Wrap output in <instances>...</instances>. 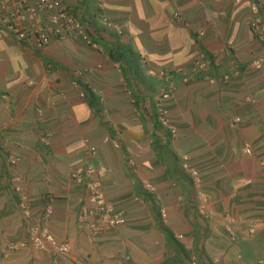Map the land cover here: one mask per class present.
<instances>
[{
    "label": "crops",
    "instance_id": "obj_1",
    "mask_svg": "<svg viewBox=\"0 0 264 264\" xmlns=\"http://www.w3.org/2000/svg\"><path fill=\"white\" fill-rule=\"evenodd\" d=\"M66 4L82 36L38 50L0 29V264H264V61L251 65L264 43L248 25L264 0ZM200 53L208 68L193 72ZM170 84L175 136L157 120ZM95 161L125 223L91 235L72 172ZM46 206L68 254L28 242Z\"/></svg>",
    "mask_w": 264,
    "mask_h": 264
},
{
    "label": "built area",
    "instance_id": "obj_2",
    "mask_svg": "<svg viewBox=\"0 0 264 264\" xmlns=\"http://www.w3.org/2000/svg\"><path fill=\"white\" fill-rule=\"evenodd\" d=\"M249 10L251 17L248 25L255 36L264 43V20L260 10L256 5H251ZM175 17L178 15L176 14ZM0 29L6 36L25 42L38 50L48 46L53 40L83 35V26L77 17L69 13L66 0H0ZM263 61L264 55L255 59L251 65L257 69ZM207 68L206 57L200 53L192 70L204 72ZM188 79L183 78V82L186 83ZM175 89L176 85L170 84L157 101L158 121L162 127L169 130L172 136H175L176 130L170 124L167 102ZM104 140L107 141L108 138ZM88 155L92 160H97L96 147L90 146ZM17 162V158H12L9 163L14 167ZM183 168L193 177H197V172L190 168L187 158H184ZM106 173L107 170L102 168L98 161H95V164L78 167L72 172V180L84 187L91 204L90 208H84L81 211L84 228L91 235L102 234L125 223L122 212L106 201L98 181L94 180L96 174L103 176ZM9 184L20 195L18 209L22 212L23 218L27 221L32 219L31 202L24 194L18 177L12 176ZM51 216L52 210L46 206L37 224L30 227L28 242L39 251H50L54 255L68 254L69 244L56 239L46 229ZM162 216H165L164 212Z\"/></svg>",
    "mask_w": 264,
    "mask_h": 264
},
{
    "label": "rangeland",
    "instance_id": "obj_3",
    "mask_svg": "<svg viewBox=\"0 0 264 264\" xmlns=\"http://www.w3.org/2000/svg\"><path fill=\"white\" fill-rule=\"evenodd\" d=\"M157 120H158V116H157ZM159 122V121H158ZM160 124V123H159ZM161 126V125H160ZM162 127V126H161ZM196 182H198V180H196ZM199 183V182H198Z\"/></svg>",
    "mask_w": 264,
    "mask_h": 264
}]
</instances>
